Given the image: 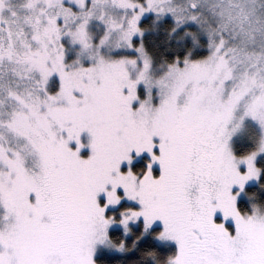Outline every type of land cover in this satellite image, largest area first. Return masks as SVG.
I'll return each mask as SVG.
<instances>
[{"label":"snow or ice","instance_id":"1","mask_svg":"<svg viewBox=\"0 0 264 264\" xmlns=\"http://www.w3.org/2000/svg\"><path fill=\"white\" fill-rule=\"evenodd\" d=\"M0 264H264V0H0Z\"/></svg>","mask_w":264,"mask_h":264}]
</instances>
